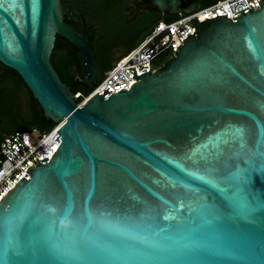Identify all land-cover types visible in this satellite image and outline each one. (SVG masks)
<instances>
[{"label": "water", "instance_id": "95a60500", "mask_svg": "<svg viewBox=\"0 0 264 264\" xmlns=\"http://www.w3.org/2000/svg\"><path fill=\"white\" fill-rule=\"evenodd\" d=\"M132 2L128 20L141 3L169 17L190 15L198 6L197 0ZM17 3L19 8L7 9L6 3L0 9V64L19 76L46 120L63 124L49 162L28 167L30 179L21 178L0 200V264H264V175L253 176L251 216L209 225L199 207L189 212L173 198L213 191L211 178L189 157L215 152L225 124L264 139V2L256 12H238L235 21L195 20L196 36L178 47L165 69L135 77L131 68L137 82L129 91L104 99L107 87L82 107V99L61 82L51 55L56 37L81 54L84 77L77 69L72 77L89 89L77 92L86 98L103 77L85 30L64 24L73 18L63 0ZM193 68L204 74L203 83L181 87ZM222 199L214 193L212 202ZM148 204L164 214L153 219ZM48 208L71 217L90 213L93 223L69 224L60 234L40 215ZM181 214L188 219L176 228ZM18 216L25 222L17 246L4 221ZM122 240L133 246L121 247ZM10 243L18 247L15 254H5Z\"/></svg>", "mask_w": 264, "mask_h": 264}, {"label": "snow or ice", "instance_id": "6c2138e0", "mask_svg": "<svg viewBox=\"0 0 264 264\" xmlns=\"http://www.w3.org/2000/svg\"><path fill=\"white\" fill-rule=\"evenodd\" d=\"M6 3L7 9L20 7L17 0H10V2L0 0V9H5ZM8 46L12 47L11 44ZM203 81L204 74L199 69L193 68L181 81L180 86L195 89ZM189 160L193 167L202 169L211 178L207 183L213 188V191L203 190L199 193H174L173 198L178 199L189 212L193 211L194 205L199 207L205 222L209 225L230 219L233 215L247 217L255 212L256 198L252 180L257 172L264 175V139H261L255 131L227 123L220 129L219 143L215 152L200 155L198 159L190 156ZM214 193L222 195L223 199L220 202H212ZM146 210L153 219L163 215L165 211L151 204L147 205ZM40 215L60 234H65L70 230L69 224L75 225L85 219L89 225L93 223L90 213L86 217H71L59 208H48ZM167 218L165 216V219ZM187 219L188 216L181 214L174 227H182ZM24 222V216L16 217L14 222L8 219L4 221L6 235L10 234L11 240H15L17 246L20 243ZM120 243L121 247L133 246L132 240H122ZM17 246H12L10 243L4 249L5 254L8 252L15 254L18 250ZM82 246L85 249L88 248L86 239L82 241Z\"/></svg>", "mask_w": 264, "mask_h": 264}, {"label": "built area", "instance_id": "2783aa9c", "mask_svg": "<svg viewBox=\"0 0 264 264\" xmlns=\"http://www.w3.org/2000/svg\"><path fill=\"white\" fill-rule=\"evenodd\" d=\"M262 2L264 0H214V3L208 7L197 6L196 12L190 15L184 16L179 13L172 16L175 17L172 21H157L134 48L122 55L102 75V82L86 98L79 93L73 94L74 98L82 99L77 107H82L97 93L103 95L102 92L107 87H110L111 91L103 96L104 99L121 89L129 91L130 86L137 82L132 79V70H129L131 68L135 71V77L146 72L153 74L163 69L175 56L178 47L196 36L195 20L200 24L218 16H226L227 19L235 21L233 18L241 13L245 15L248 11L252 13L259 10V4ZM240 11L242 12L238 13ZM62 124L63 121L46 132L34 127L26 131H15L0 139V200L6 193L12 191L21 178L30 179V175L27 174L28 167L33 169L36 162L43 165L49 162L61 143L56 132ZM54 138L59 142L57 143ZM44 158L47 160L40 162Z\"/></svg>", "mask_w": 264, "mask_h": 264}, {"label": "flooded vegetation", "instance_id": "af4514ba", "mask_svg": "<svg viewBox=\"0 0 264 264\" xmlns=\"http://www.w3.org/2000/svg\"><path fill=\"white\" fill-rule=\"evenodd\" d=\"M132 1L89 0L86 6L88 12L100 17L99 25H95L94 30H92L87 25L85 18L70 10V6L72 7L70 0H63L72 13V18L75 19L68 20L72 22L71 27L77 31L85 30L101 72L107 65H112L118 56L126 53L144 30L162 18V15L147 9L146 5L141 3L138 6L141 11L137 12L132 20H128L130 5H133ZM104 29L105 35L101 38L99 33ZM53 53L54 49L51 59L54 57ZM55 56L62 61L64 66V72L60 76L63 83L69 89L83 86L79 79L72 77L74 69L78 70L80 79L84 77L81 54H77L69 45V47L61 48ZM28 96V91L22 85H17L12 81L5 82L0 88V139L23 128L32 120Z\"/></svg>", "mask_w": 264, "mask_h": 264}, {"label": "trees", "instance_id": "16d2710c", "mask_svg": "<svg viewBox=\"0 0 264 264\" xmlns=\"http://www.w3.org/2000/svg\"><path fill=\"white\" fill-rule=\"evenodd\" d=\"M70 2L72 3V7H73L72 8L70 6V8H71L70 10H72V11H74L76 13H79L80 17L85 18V20L87 22V25L89 26L90 29L94 30L95 25H99L100 17L88 12V8L86 6H87V3L89 2V0H70ZM197 2H198V7H200V8L203 7L204 8V7H208L211 4H213L214 0H197ZM174 19H175V17H169V16H165V15H163L162 18H161L162 21H166V22L172 21ZM71 23L72 22H69L67 19L64 20V24L66 26L70 27V28H72L71 27ZM102 23H104V22H102ZM155 23H157V21ZM153 25H151L149 28L144 30L139 35V37L137 38L135 44L129 50L134 48L139 43L141 38L145 34H147L149 32V30L152 28ZM105 29H104V31L102 30L99 33V36L101 38L105 35ZM67 46L69 47V45H68V43L66 41H64L63 39L57 37L56 38V42H55V47H54V53H53L54 57H53V59H51V63L53 65V68L56 71V73L58 74V76H59V78H60L62 83H63V80L61 79L60 76H61V73L64 72V66L62 64V61H60L59 58L56 57L55 55L57 54V52L61 48H64V47H67ZM166 65H167V63L165 64L163 69L166 68ZM110 68H111V65H107L103 69L102 74H104ZM7 81H12L13 83H15L17 85H22L24 87V89H26V87L23 84L22 80L19 78V76L15 72H13L12 70H10V69H8V68H6V67H4V66H2L0 64V88ZM70 91L73 94L77 93L79 91L85 92V93L89 92V90H87L85 87H83L81 85L79 87H76V88H70ZM28 95H29L28 96L29 97L28 105H29V110L31 112L32 120L30 122H28V124L25 125L23 128H21V129H19L17 131H26V130H29V129L33 128V127L37 128L38 130L43 131V132L49 131L54 126V124L51 121H48V120H46L44 118L43 112H42L40 106L38 105V103L32 98V96H31V94L29 92H28Z\"/></svg>", "mask_w": 264, "mask_h": 264}]
</instances>
